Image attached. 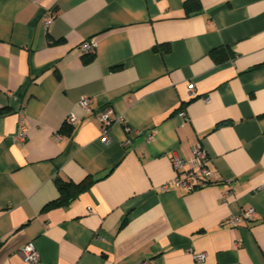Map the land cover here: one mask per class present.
<instances>
[{
	"label": "crops",
	"instance_id": "obj_1",
	"mask_svg": "<svg viewBox=\"0 0 264 264\" xmlns=\"http://www.w3.org/2000/svg\"><path fill=\"white\" fill-rule=\"evenodd\" d=\"M108 105L122 120L104 143ZM196 142L210 183L173 186L172 154ZM87 176L51 203L57 179ZM262 185L264 0H0V264H33L28 244L39 264H264Z\"/></svg>",
	"mask_w": 264,
	"mask_h": 264
},
{
	"label": "built area",
	"instance_id": "obj_2",
	"mask_svg": "<svg viewBox=\"0 0 264 264\" xmlns=\"http://www.w3.org/2000/svg\"><path fill=\"white\" fill-rule=\"evenodd\" d=\"M56 18V13L54 11L48 10L44 12L42 16L43 23L46 28L50 26L52 21ZM95 43L91 40H85L79 45V51L83 54H90L94 52ZM188 90L190 93L193 92L194 88L191 83L188 84ZM92 97H84L80 100V106L84 112L90 111V104L92 102ZM183 114V113H181ZM100 127V140L104 143L109 141V128L115 121H121L122 119L113 117V109L111 106H106L97 114ZM64 123L69 126H74L77 123V117L73 114H68L64 120ZM125 130L130 132L129 127H125ZM26 127L24 124H20L19 130L15 135V140L24 141L26 138ZM136 130H134L135 132ZM152 139V134L148 135V140ZM126 142V141H125ZM191 159H184L176 154H172L171 163L175 171L174 177L169 181L170 184L176 187H182L186 190H193L196 188L204 187L210 183L211 176L213 174L212 170L208 167V155L201 143L196 142L191 148ZM169 184V183H168ZM168 185H164L166 188ZM264 187V185H262ZM254 214V209L252 207L243 208L240 213L230 215L226 219V223L235 227L243 220L252 219ZM18 254L25 260L33 264H39L40 259L36 249L28 244L21 247ZM192 259L196 263H201L205 257L206 253L204 251L196 252L190 251ZM140 264H152L150 260L141 262Z\"/></svg>",
	"mask_w": 264,
	"mask_h": 264
},
{
	"label": "trees",
	"instance_id": "obj_3",
	"mask_svg": "<svg viewBox=\"0 0 264 264\" xmlns=\"http://www.w3.org/2000/svg\"><path fill=\"white\" fill-rule=\"evenodd\" d=\"M165 46V47H164ZM164 49L167 50L168 46L163 45ZM211 54L218 60L223 61L233 56V52L230 49L227 51H222L221 49H213ZM95 181L94 178L87 176L82 181L78 183H74L72 181H65L61 179H57L56 182L58 184L60 196L51 203H61L62 201H68L72 198V196L86 189L90 184Z\"/></svg>",
	"mask_w": 264,
	"mask_h": 264
}]
</instances>
